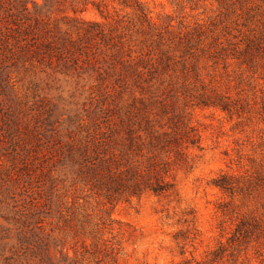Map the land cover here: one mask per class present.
I'll return each instance as SVG.
<instances>
[{
  "label": "rangeland",
  "instance_id": "rangeland-1",
  "mask_svg": "<svg viewBox=\"0 0 264 264\" xmlns=\"http://www.w3.org/2000/svg\"><path fill=\"white\" fill-rule=\"evenodd\" d=\"M122 1L78 15L118 25L108 45L128 37L130 51L162 60L151 100L171 94L196 129L193 167L173 172L175 194L106 202L63 155L86 117L109 106L98 90L119 106L126 93L94 74L8 67L0 77V264H24L22 255L39 248L77 264H264V0L128 1L147 11L143 25ZM9 106L16 125L2 117Z\"/></svg>",
  "mask_w": 264,
  "mask_h": 264
},
{
  "label": "trees",
  "instance_id": "trees-1",
  "mask_svg": "<svg viewBox=\"0 0 264 264\" xmlns=\"http://www.w3.org/2000/svg\"><path fill=\"white\" fill-rule=\"evenodd\" d=\"M108 1L0 0V77L10 66L35 62L66 74H94L105 86H117V92H125L129 101L119 106L115 94L98 90L99 98H110L111 102L81 123L82 133L63 155L64 164L73 169L90 192L108 203L145 193L175 194L173 172L193 167L194 158L188 150L200 149L199 135L183 111L175 107L171 94L151 100L157 95L149 82L162 64L161 59H145L141 48L130 51L128 37L119 45H108L118 25L106 28L78 15L88 5L102 14ZM128 1L122 3L133 10L136 20L141 25L149 24L145 8L137 1ZM96 37L98 41H93ZM3 88L0 83L1 94ZM5 100L0 98L1 109ZM197 103L226 107L205 99ZM9 112L2 117L8 121L11 117L15 125L20 122L16 115L10 116V106ZM18 128L14 135L19 134ZM15 151L13 158L20 156ZM215 185L224 188L225 184L217 181ZM23 248V252L29 250ZM39 249L22 255L24 264H77L61 250L58 257H52L47 249L42 253ZM30 256H37V261L30 260Z\"/></svg>",
  "mask_w": 264,
  "mask_h": 264
}]
</instances>
